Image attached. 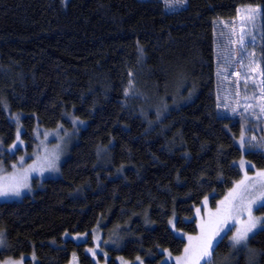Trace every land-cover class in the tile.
Segmentation results:
<instances>
[{"label": "trees", "instance_id": "16d2710c", "mask_svg": "<svg viewBox=\"0 0 264 264\" xmlns=\"http://www.w3.org/2000/svg\"><path fill=\"white\" fill-rule=\"evenodd\" d=\"M247 4L261 9L245 46L258 68L242 55L241 71L260 101L257 108L249 99L247 115L263 139L242 151L236 138L245 120L217 107L213 20ZM68 115L84 124L60 175L0 201V257L174 264L166 255L180 253L185 240L171 222L196 233L194 207L208 194L216 204L240 178L242 156L264 167V0H184L176 10L164 0H0V162L22 151H7L18 121L30 152L38 124L68 125ZM97 235L95 261L86 250ZM230 235L201 264H264V226L240 248Z\"/></svg>", "mask_w": 264, "mask_h": 264}, {"label": "rangeland", "instance_id": "374dc122", "mask_svg": "<svg viewBox=\"0 0 264 264\" xmlns=\"http://www.w3.org/2000/svg\"><path fill=\"white\" fill-rule=\"evenodd\" d=\"M165 1V0H164ZM170 5V6H169ZM183 7V4H177L176 0H168L167 8L176 10ZM260 6L244 5L239 7V11L233 18H222L213 20V32L215 34V72L217 78V107L221 116H229L234 119L245 120L241 134L236 138L242 151L250 148H259L263 139L258 127L249 123L251 115L248 113V102L251 99L255 102L253 105L259 108V98L257 95L251 96L246 90L247 81L241 71L242 55L245 58V66L249 65L253 71H257V66L251 59V54L246 52L245 46L249 41L251 33L257 29L260 24ZM258 23V24H257ZM248 72V70H247ZM245 80V82H244ZM258 82V81H257ZM261 84V83H260ZM248 93V94H247ZM250 94V95H249ZM249 95V96H248ZM68 125L60 122L57 126L49 129L42 128L39 124L34 128L35 144L30 152L26 151V142L23 141L22 126L18 121L16 126V137L7 151L13 153L17 148L22 151L16 159L8 165L0 162V184L14 183L25 180L28 187L21 188L20 196L0 197V201L19 200L23 195L30 194L34 190L33 180H40L59 176L61 161L68 154V149L75 139V136L82 128L84 121L79 118L68 115L65 116ZM257 122L256 119H253ZM81 123V125H80ZM76 127V130H74ZM15 145V147H13ZM23 158V159H21ZM50 162H54V167H49ZM240 168V178L233 183L229 190L221 196L215 205L210 201V195L203 197L193 210L195 224H197L196 233H184L171 222L175 234L184 238V249L177 255L167 253L166 258L171 259L174 264H201L208 259L210 249L223 233L230 231V244L235 248L246 245L247 239L254 232L263 226H258L256 230L249 234L248 238L237 244L233 237L239 229H242L252 218L264 217V214L257 212L261 202V193H264V167L257 168L248 162L242 156L237 162ZM255 200V204L250 201ZM251 208V212L249 211ZM231 211V219L228 220L230 230H226L224 220L228 212ZM188 217L185 218L187 220ZM219 231V236L213 235ZM64 238H71L74 241H85L87 234L66 232ZM209 238L211 244L208 243ZM97 242L89 247L88 251L92 258L97 261V254L101 247L99 235L96 236ZM99 241V242H98ZM5 244V243H4ZM0 247V251L2 250ZM204 253H207L206 255ZM26 259H30L32 264L35 262L34 254L23 255L21 257H0V264H26ZM120 264H130L122 257L118 258ZM99 262V261H98ZM97 262V263H98ZM66 264H80L73 256ZM101 264H105L101 263Z\"/></svg>", "mask_w": 264, "mask_h": 264}, {"label": "snow or ice", "instance_id": "6c2138e0", "mask_svg": "<svg viewBox=\"0 0 264 264\" xmlns=\"http://www.w3.org/2000/svg\"><path fill=\"white\" fill-rule=\"evenodd\" d=\"M166 5L168 4V0H165ZM177 4H183L184 0H176ZM170 6V5H169ZM15 147V145H13ZM23 159V158H21ZM49 167H54V162H50ZM28 185L25 180L17 181L14 183H6L0 184V197H9V196H20L21 195V188H27ZM261 197H264V193H261ZM256 201H250V204H255ZM258 206L264 207V199H261V202ZM251 212V208L249 210ZM231 211L228 212L226 219L224 220V225L226 230H230L228 225V220L231 219ZM258 226H264V217L260 218H252L251 215L249 217L248 222L246 225L239 229L236 235L233 237L235 243L239 244L246 240L250 233L257 229ZM219 231L213 233L215 236H219ZM208 243L211 244V239L209 238ZM4 245V240L2 234H0V247ZM205 255L207 253H204Z\"/></svg>", "mask_w": 264, "mask_h": 264}]
</instances>
